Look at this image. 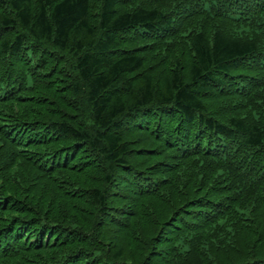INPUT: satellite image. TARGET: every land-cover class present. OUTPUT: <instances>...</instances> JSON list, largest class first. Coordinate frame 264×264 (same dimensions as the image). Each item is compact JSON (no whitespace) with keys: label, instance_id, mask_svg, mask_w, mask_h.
<instances>
[{"label":"trees","instance_id":"trees-1","mask_svg":"<svg viewBox=\"0 0 264 264\" xmlns=\"http://www.w3.org/2000/svg\"><path fill=\"white\" fill-rule=\"evenodd\" d=\"M0 264H264V0H0Z\"/></svg>","mask_w":264,"mask_h":264}]
</instances>
